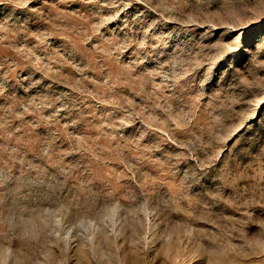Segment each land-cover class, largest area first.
I'll list each match as a JSON object with an SVG mask.
<instances>
[{
    "label": "rangeland",
    "instance_id": "374dc122",
    "mask_svg": "<svg viewBox=\"0 0 264 264\" xmlns=\"http://www.w3.org/2000/svg\"><path fill=\"white\" fill-rule=\"evenodd\" d=\"M0 264H264V0H0Z\"/></svg>",
    "mask_w": 264,
    "mask_h": 264
}]
</instances>
